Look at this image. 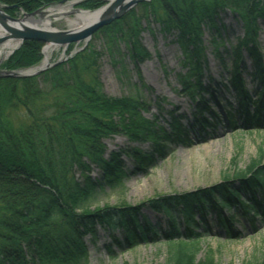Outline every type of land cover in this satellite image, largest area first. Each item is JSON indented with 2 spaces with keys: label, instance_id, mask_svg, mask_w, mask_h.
<instances>
[{
  "label": "trees",
  "instance_id": "trees-1",
  "mask_svg": "<svg viewBox=\"0 0 264 264\" xmlns=\"http://www.w3.org/2000/svg\"><path fill=\"white\" fill-rule=\"evenodd\" d=\"M62 1L0 0V4L13 6L7 13L15 16ZM105 4L104 0H83L78 6L93 11ZM226 11L239 16L245 29L231 54L232 70L224 85L239 98L234 113L226 111L228 127L264 129V55L258 42L264 0H150L95 36L104 38L112 55L121 43L126 44L132 63L138 65L150 57L140 39L146 30L144 21L157 24L164 35L177 33L183 53L179 75L182 93L195 103V118L203 130L208 124L206 115L215 113L213 85L206 82L203 30L218 31L217 20ZM212 43L223 61L215 36ZM43 48V43L24 41L0 70L37 67L44 58ZM73 49L74 44L67 54ZM244 51L258 82L255 101L241 76ZM101 56L90 42L39 74L0 77V264H82L88 257L84 239L96 235L98 225L112 232V245L107 247L110 252L113 246L129 249L160 239L169 248L167 264H213L210 260L197 262L200 241L211 231L208 216L215 214L216 225L229 239L241 234L236 232L239 215L255 230L256 219L264 220V165L260 159L253 160L245 171L210 188L149 200L167 216L168 232L158 231L148 219L139 217L145 203L88 209L97 187L114 188L129 177L122 158L125 154L132 156L139 173H147L146 167L164 160L174 146L190 143L182 117L170 113L167 127H162L144 117L147 104L141 98L108 97L99 78ZM140 82L146 88L141 77ZM45 99L50 104L44 107ZM115 135H124L132 143L150 142L152 148L150 152L138 148L131 153L113 151L106 156L104 141ZM93 167L101 173L95 181L90 174ZM233 207L231 215L222 212ZM199 222L204 233L195 232ZM117 230H121V237L116 236Z\"/></svg>",
  "mask_w": 264,
  "mask_h": 264
},
{
  "label": "rangeland",
  "instance_id": "rangeland-1",
  "mask_svg": "<svg viewBox=\"0 0 264 264\" xmlns=\"http://www.w3.org/2000/svg\"><path fill=\"white\" fill-rule=\"evenodd\" d=\"M77 1L83 0H70L64 5L44 8L41 17L51 9L55 10V15L51 17L46 29L68 31L83 27L78 21L79 16L92 11L79 7ZM135 8H138V5ZM41 17L35 16L33 22L29 21V23L45 29L43 23L35 25ZM217 21L219 30L213 31L204 27L202 37L207 58L206 82H211L213 85L214 101L211 104L218 117L207 114L208 124L203 130L195 118V103L182 93L179 75L183 72L181 67L183 53L177 33L164 35L157 24L144 21L143 26L146 30L142 32L140 39L150 57L138 65L132 63L124 43H121L118 51L112 55L102 36L94 35L88 42L102 53L99 61V78L102 91L108 97L141 98L147 104V109L143 112L145 118L159 126L167 127L171 113L182 117V122L190 133V143L187 146H174L164 160L159 161L155 166H147V173H139L132 156L125 154L122 158L129 171V177L123 179L114 188L97 187L88 200L87 205L90 207L88 209H99L106 205L134 206L145 203L139 217L148 219L158 231L168 232L170 224L167 216L161 210L153 208L149 200L210 188L226 178L234 177L240 171H245L253 160L260 159L264 165V129L248 130L241 126L238 130H232L228 127V121L221 108V103L230 102L231 107L225 105V108L227 112L230 110L233 114L234 106L238 104L235 94L229 92L224 85L232 70L231 54L238 39L244 36V25L240 17L230 11L222 13ZM214 36L218 39V47L224 62L216 54L215 45L212 43ZM258 42L264 55L263 22H260ZM17 43L13 41L0 46V67L13 49L9 45L14 46ZM68 47L50 46L47 49L45 47L43 61L46 54L51 65L66 61L83 49L84 45L83 43L74 45L69 55ZM243 55L245 71L241 76L246 87L254 95L258 82L252 77L254 69L245 51ZM22 71L23 74H27L33 70ZM140 77L146 88L142 87ZM42 103L44 107L50 104L47 99ZM238 122H242L241 119H238ZM104 144L107 149L106 156L113 151L126 150L131 153L138 148L143 152H150L152 148L150 142L132 143L124 135H115L106 139ZM80 174L76 171L78 179H82ZM90 174L94 181L101 178V173L96 167H93ZM241 199L246 200V196H242ZM234 209L236 207L224 210L223 213L226 216L231 215ZM195 219L199 221L200 216L197 215ZM237 219L236 232L241 234L235 236V239H229L225 231L216 225L215 214L208 216L207 223L211 231L200 241L197 262L210 260L212 262L209 263L213 264H263V219H256L255 230H251V224L244 216L239 215ZM198 225L195 232L204 233L202 222ZM96 229V235H89L84 239L88 248V257L82 264H167L170 252L163 240L159 239L153 243L151 240L149 243L122 250L113 246L110 252L107 247L112 245L110 234L112 232L100 225ZM182 231H184L183 226ZM115 234L121 237V230H117Z\"/></svg>",
  "mask_w": 264,
  "mask_h": 264
},
{
  "label": "water",
  "instance_id": "water-1",
  "mask_svg": "<svg viewBox=\"0 0 264 264\" xmlns=\"http://www.w3.org/2000/svg\"><path fill=\"white\" fill-rule=\"evenodd\" d=\"M107 4L97 10L101 11L96 20L89 25L83 26L75 30L58 31L51 29L38 28L31 25L32 19L35 16H41L43 9L31 14H23V17H13L7 14V9L12 7L3 6L0 4V46L5 43L16 41L20 47L24 41H36L50 46H66L71 44H84L91 40L92 36L103 27L109 26L117 20L122 19L127 15L136 5L150 0H104ZM70 0H63L60 5H64ZM78 2V1H77ZM95 11V12H97ZM92 12V13H95ZM14 48L9 52L8 56L13 54ZM50 67V64L43 65L34 69L31 73L23 74L22 72L0 71V77H23L39 74Z\"/></svg>",
  "mask_w": 264,
  "mask_h": 264
},
{
  "label": "bare ground",
  "instance_id": "bare-ground-1",
  "mask_svg": "<svg viewBox=\"0 0 264 264\" xmlns=\"http://www.w3.org/2000/svg\"><path fill=\"white\" fill-rule=\"evenodd\" d=\"M112 1V0H110ZM101 11H97L95 13H84L82 15L79 16V19L78 21L82 23L83 26H86V25H89L91 22H93L94 20L97 19V17L99 16ZM62 13V12H61ZM53 14L55 15V10L54 9H51L50 11L46 12L43 17H41L40 19H38L37 23L35 25H38V24H44L45 28H48L49 26V21L51 20V17L53 16ZM33 22V21H32ZM1 35V33H0ZM16 45H9V47L13 48L15 47ZM47 53V52H46ZM49 62V57L48 55L46 54V59H45V62H44V65L47 64Z\"/></svg>",
  "mask_w": 264,
  "mask_h": 264
}]
</instances>
